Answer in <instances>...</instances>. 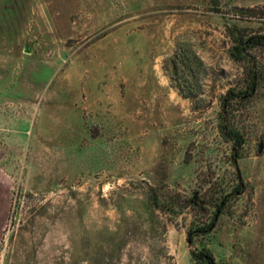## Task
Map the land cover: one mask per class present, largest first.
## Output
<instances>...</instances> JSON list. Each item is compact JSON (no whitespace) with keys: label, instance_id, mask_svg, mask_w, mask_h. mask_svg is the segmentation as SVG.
Instances as JSON below:
<instances>
[{"label":"rangeland","instance_id":"1","mask_svg":"<svg viewBox=\"0 0 264 264\" xmlns=\"http://www.w3.org/2000/svg\"><path fill=\"white\" fill-rule=\"evenodd\" d=\"M233 32L264 0H0V264H264V45L233 149Z\"/></svg>","mask_w":264,"mask_h":264},{"label":"trees","instance_id":"2","mask_svg":"<svg viewBox=\"0 0 264 264\" xmlns=\"http://www.w3.org/2000/svg\"><path fill=\"white\" fill-rule=\"evenodd\" d=\"M232 42L233 44L230 50V54L236 61L242 64L245 76L242 85L229 88L225 96L222 98V122L220 124V131L222 135L232 143V148L236 149L237 146L240 145L242 140L238 130L229 121H227V117L232 113L234 103L236 104L239 99L241 100L247 96H250L259 86L261 80L260 66L258 65V62L248 59V55L250 53L249 51L252 50V48L264 45V35L255 34L244 37L233 32ZM195 61L196 64H201L199 58H197V56H195L193 52L185 49L183 50L180 47L177 48L173 54V57L171 58L173 73L175 74L177 72L180 65L189 68L190 64L195 63ZM182 81L184 82L185 80ZM187 95H191V93ZM233 157V160L235 162L237 157L234 153ZM240 186V183L237 184L233 188L234 191H239ZM152 201L157 208L161 207V204L158 200L155 199V197H153ZM224 204L225 199L221 200L217 204V211L207 224L199 227L197 230H189L187 232L188 242L192 240L193 231H198L201 234L211 231V229L215 226L218 214L222 211V207H224ZM191 254L196 259L198 264H215V260L212 254L206 248H202L200 251L192 250Z\"/></svg>","mask_w":264,"mask_h":264}]
</instances>
